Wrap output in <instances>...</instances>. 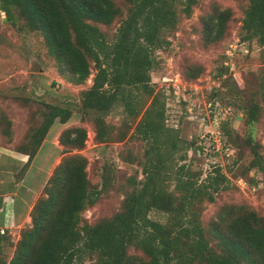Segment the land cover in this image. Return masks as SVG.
Here are the masks:
<instances>
[{
    "label": "trees",
    "instance_id": "1",
    "mask_svg": "<svg viewBox=\"0 0 264 264\" xmlns=\"http://www.w3.org/2000/svg\"><path fill=\"white\" fill-rule=\"evenodd\" d=\"M125 1V16L108 41L98 24L109 25L120 16L121 9L112 0H0L4 10L15 8L25 27L42 36L60 72L67 71L75 83H82L94 71L92 83L80 93L79 113L92 120L97 142L126 137L127 130L113 134L105 121L120 105L134 123L130 136L144 143L140 187L125 196L121 210L110 218L80 224L82 211L101 190L90 188L87 160L72 152L83 146L84 129H63L59 135L63 156L34 200L11 257L0 264H264V217L232 206L208 230L197 220L192 207L203 198L212 200L226 177L217 169L198 182L185 164L173 168L174 160L185 159L189 145L165 124L164 94L151 84L152 50L167 43L166 35L176 28L179 13L189 15L197 0ZM230 16L226 8L203 20L201 36L206 45L223 36ZM241 27L243 39L264 47V0H247ZM261 102L264 105V92ZM258 110V104L249 106L248 123L257 119ZM71 114L67 106L46 104L28 148L20 150L27 155L21 175L54 122L64 124ZM248 143L253 155L250 165L264 173L258 144L251 138ZM168 174L173 175L174 191L162 185L160 176ZM152 210L163 213L165 221L151 219ZM4 234L0 232V241ZM129 246L146 258L129 255Z\"/></svg>",
    "mask_w": 264,
    "mask_h": 264
},
{
    "label": "rangeland",
    "instance_id": "2",
    "mask_svg": "<svg viewBox=\"0 0 264 264\" xmlns=\"http://www.w3.org/2000/svg\"><path fill=\"white\" fill-rule=\"evenodd\" d=\"M112 1L121 9L120 16L109 25L98 24L108 41L114 38L127 10L125 0ZM246 5L247 0H197L189 15L179 13L176 28L166 35L167 43L151 53V84L164 94L165 124L176 129L189 145L185 159L174 160L173 168L185 164L198 182L217 169L226 177L212 200L203 198L191 209L205 230L232 206L264 217V173L250 165L253 155L248 143L251 138L258 144L264 163V47L253 39H243L241 21ZM226 8L231 16L223 36L206 45L201 36L203 20ZM93 72L82 83H75L72 74L58 70L42 36L25 27L18 11L13 7L6 11L0 5V143H11L16 151L26 149L46 104L71 108L66 123L54 122L25 183L31 189L30 205L63 156L61 131L75 126L84 129L83 146L72 152L86 158L90 188L101 191L82 211L80 224L110 218L121 210L125 196L144 180L140 163L144 143L130 136L134 123L125 117L122 107L116 105L105 116L113 134L127 130L119 141L97 142L92 120L79 113L80 93L92 83ZM192 72H198L195 78L190 77ZM254 103L259 105L257 119L248 123L247 111ZM160 179L167 190L174 191L172 174ZM148 216L161 221L166 218L156 210ZM2 229L5 239L0 241V260H8L20 228ZM211 248L216 251L214 243ZM127 253L146 258L134 246H129Z\"/></svg>",
    "mask_w": 264,
    "mask_h": 264
},
{
    "label": "crops",
    "instance_id": "3",
    "mask_svg": "<svg viewBox=\"0 0 264 264\" xmlns=\"http://www.w3.org/2000/svg\"><path fill=\"white\" fill-rule=\"evenodd\" d=\"M42 141L39 149L34 155L30 164L25 168L21 175L22 168L27 161V155L16 151L11 143H0V232L3 227L10 232L8 228H21L29 220V211L32 203L29 205L31 189L26 185V179L29 177L35 158L41 151ZM24 187L23 192L21 188Z\"/></svg>",
    "mask_w": 264,
    "mask_h": 264
}]
</instances>
